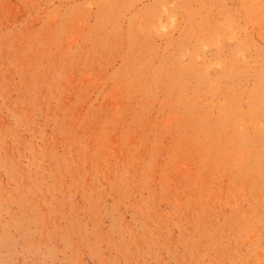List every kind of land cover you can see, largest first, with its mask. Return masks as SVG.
Masks as SVG:
<instances>
[{
  "label": "rangeland",
  "instance_id": "374dc122",
  "mask_svg": "<svg viewBox=\"0 0 264 264\" xmlns=\"http://www.w3.org/2000/svg\"><path fill=\"white\" fill-rule=\"evenodd\" d=\"M0 264H264V0H0Z\"/></svg>",
  "mask_w": 264,
  "mask_h": 264
}]
</instances>
